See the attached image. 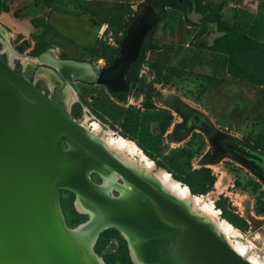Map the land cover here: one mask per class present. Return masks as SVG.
<instances>
[{"label":"rangeland","instance_id":"obj_1","mask_svg":"<svg viewBox=\"0 0 264 264\" xmlns=\"http://www.w3.org/2000/svg\"><path fill=\"white\" fill-rule=\"evenodd\" d=\"M149 4L157 0H0V55L18 71L23 63L28 69L36 65L38 73L30 78L50 96L55 82L71 87L76 97L63 103L89 132L93 122L100 125L92 136L102 143L111 136L132 142L135 153L125 152L131 166L147 175L168 172L201 206H214L264 261V21L248 25L255 39L224 33L215 22L227 16L264 20V0H244L243 8L232 10L221 0L165 5L166 15L148 35L152 47L127 72L130 81H138L125 90L56 80L37 60L51 50L97 72L119 53L129 22ZM143 157L155 168H145ZM91 177L101 181L97 173ZM58 201L67 225L88 219L76 209L70 189L58 188ZM127 243L117 228L108 227L94 250L107 264H135Z\"/></svg>","mask_w":264,"mask_h":264},{"label":"water","instance_id":"obj_2","mask_svg":"<svg viewBox=\"0 0 264 264\" xmlns=\"http://www.w3.org/2000/svg\"><path fill=\"white\" fill-rule=\"evenodd\" d=\"M162 16L158 5L143 7L130 21L133 30L128 24L119 53L94 77L82 81L125 90L113 83L122 75L130 83L129 66ZM40 54L38 61L72 84L74 79L63 68L40 59ZM91 163L108 165L145 199L122 201L115 192L99 191L87 174ZM135 168L92 136L67 105L0 55V264H103L94 244L102 226L115 225L126 228L138 256L148 263L253 264L205 216L192 212L187 202ZM58 188L80 191L103 210L87 227L99 223L98 228L78 233L79 224L67 225Z\"/></svg>","mask_w":264,"mask_h":264},{"label":"bare ground","instance_id":"obj_3","mask_svg":"<svg viewBox=\"0 0 264 264\" xmlns=\"http://www.w3.org/2000/svg\"><path fill=\"white\" fill-rule=\"evenodd\" d=\"M40 59L46 62L54 63L56 66H59L60 68L64 67L69 71H74L73 76L75 77V79L85 80L94 77L96 74L95 72L96 69H94L91 65L84 63L80 64L73 61H61L57 59L56 55L51 50L50 52L43 55ZM70 67H74V68H70ZM64 68L63 70L65 71ZM65 72L68 74L67 71ZM44 76L47 77L46 75ZM74 77L72 78L74 79ZM127 84H128L127 79L122 75L117 81L113 83V86L117 89H127L128 86ZM68 91L66 90V93L68 94L69 97V102H72V100L75 99L76 97V96L74 97L75 93L73 92V90H71V87H69ZM92 126L93 127L91 132L93 134L99 133L100 125L98 123L93 122ZM89 129L91 130V128ZM62 142H65V140H62ZM103 144L119 159H121L126 164L130 165L129 163L130 158L127 157L125 152L135 153L133 150L135 146L132 142L122 137L116 138L111 136L109 138H106ZM143 160H144L143 162L146 163L145 168L149 170L155 168L154 163L152 161H150L146 157H143ZM136 170L143 176H146L149 179H151L163 190L170 193L180 201L187 203H191L190 201H192L194 205L193 208L189 207L190 210L194 213H196V211H200L208 215L211 219V222L210 220L209 222L212 224L215 230L219 232L239 254H241L243 257L248 259L253 264H264V261L260 258V256H258L257 254H252L248 249V247L246 246V244L241 242V240L238 238V232L234 229V227L229 222H227L226 220H222L219 217L218 211H216L214 206H210V205L201 206L200 198L193 196L188 187L183 186L178 180H176L168 172L160 170L155 174L147 175L138 168ZM87 172L88 175L90 174V172H95L101 178L102 182L100 184H94V183L93 184L99 191L103 193L117 192V195L119 196L118 198H120L122 201H132V200L143 201V199H145L143 194H141V192L134 185L124 180L115 170H113L111 167H109L104 163L89 164ZM75 193H76V201H75L76 209L79 212L88 215V217L90 216V219L86 220L85 222H82L80 225L77 226L75 232L86 233L89 230L98 228V226L100 225L99 223L93 225V227H91L90 229H87L89 224L95 220L94 218L96 216H100L101 214L104 213L103 210H101L98 206H96L91 200H89L88 197H86L80 191L75 190ZM115 226L127 240L131 257L135 264H157V263H148L142 260L138 256V252L136 251V248L131 244L130 242L131 237L129 232L126 230V228L120 227L119 225H115ZM108 227L102 226L101 227L102 229L99 230L103 231ZM233 237L235 238V240L232 239ZM99 259L101 261H104L103 258L101 257H99ZM103 264H107V263L104 261Z\"/></svg>","mask_w":264,"mask_h":264},{"label":"trees","instance_id":"obj_4","mask_svg":"<svg viewBox=\"0 0 264 264\" xmlns=\"http://www.w3.org/2000/svg\"><path fill=\"white\" fill-rule=\"evenodd\" d=\"M180 1L182 4L187 2L188 4L190 3V0H178ZM174 3H177V0H157V5L160 6L163 10V17L166 15V9H165V5H174ZM217 28H219V30H222L224 33L229 32V33H237L239 35V37L241 39H245L246 37L249 39H255V37L251 34L248 33V30H244L241 26H239L238 24L234 23V24H228L226 21L222 20V19H215ZM156 24V23H155ZM155 26V25H154ZM153 26V27H154ZM151 30L146 34L143 45L140 49V54L142 53V51L146 50L147 48L152 47L153 44H150L148 42V35H150ZM221 39H223V37H220ZM219 40H217L218 42ZM224 41V40H223ZM215 50H219L218 52H223V53H227L229 54V51L225 48H218L216 47ZM230 72V71H229ZM234 75H238L235 74L234 72H232ZM240 76V75H238ZM109 264V263H108Z\"/></svg>","mask_w":264,"mask_h":264},{"label":"flooded vegetation","instance_id":"obj_5","mask_svg":"<svg viewBox=\"0 0 264 264\" xmlns=\"http://www.w3.org/2000/svg\"><path fill=\"white\" fill-rule=\"evenodd\" d=\"M128 27V26H127ZM145 39V38H144ZM143 42H144V40H143ZM142 47V46H141ZM16 48L17 49H20V48H23L22 46H16ZM141 49V48H140ZM10 51V50H9ZM8 51V52H9ZM47 51V50H46ZM50 52V51H49ZM48 53V52H47ZM45 54H46V52H45ZM45 54H42V55H40V58L43 56V55H45ZM16 57H17V55H16ZM57 57V59H59L58 58V55L56 56ZM61 59H59V60H61V61H73V62H76V61H74V60H62V59H64V58H66V57H60ZM73 59V58H72ZM76 60H78V59H76ZM24 62V61H23ZM111 62V61H110ZM77 63H80V64H83L82 62H77ZM109 62H107V63H104L103 65H101V67H103L104 65H106V64H108ZM24 64V63H23ZM84 64H86V63H84ZM90 65V64H89ZM24 66L25 67H23V70H24V72H26L29 76H33L34 74H36V73H38V71L36 72V68H35V66L36 65H32L33 67L32 68H30V69H28L29 67H28V64L27 65H25L24 64ZM43 67H47V68H49L47 65H45V64H43L42 65ZM93 67V66H92ZM100 67V68H101ZM64 68V67H63ZM129 68H130V66H129ZM50 69V68H49ZM65 69V68H64ZM51 70V69H50ZM129 70V69H128ZM53 71V70H52ZM65 71H67L68 72V74L70 75V76H72V77H74L73 76V73H74V71H69V70H67V69H65ZM54 72V76H55V78H56V80H62V79H64L60 74H58L57 72H55V71H53ZM128 72V71H127ZM42 77H44V78H47V77H45V76H42ZM74 79H75V77H74ZM65 80V79H64ZM130 81V80H129ZM136 81H138V80H136ZM135 80H133V81H130L132 84H134L135 82H136ZM69 84V83H68ZM53 98H55V99H57V100H59L61 103H63V102H67V100H69V97H68V94L66 93V90L64 89V85H62L60 82H55L54 83V86H53V96H52ZM69 102V101H68ZM67 102V103H68ZM91 173L92 172H90V174H89V177H90V180H92L93 181V178L91 177ZM95 173V172H94ZM102 181H100L99 183H96L95 181H93V183L94 184H100ZM73 193H74V195L76 196V193H75V190H71ZM115 194H117V192H115Z\"/></svg>","mask_w":264,"mask_h":264},{"label":"crops","instance_id":"obj_6","mask_svg":"<svg viewBox=\"0 0 264 264\" xmlns=\"http://www.w3.org/2000/svg\"><path fill=\"white\" fill-rule=\"evenodd\" d=\"M217 0H205L206 3L208 4H213L215 3ZM221 2L223 3V8H228L229 10H232L234 9L235 7L236 8H239V7H242L244 6V0H221ZM225 21L228 23V24H238L239 26H241L244 30H248V33H250L251 31L249 30V28H251V26H248V25H255V24H258V23H262L264 20H241V18H239L238 16H227L225 18ZM248 21H250V24H248ZM157 23V22H156ZM133 25L134 23H129V30H133ZM255 30V29H253ZM254 35V34H253ZM258 35V34H256ZM47 75L46 73L40 71L39 74L41 76H44L43 74ZM48 78L51 79L52 77L48 75Z\"/></svg>","mask_w":264,"mask_h":264}]
</instances>
